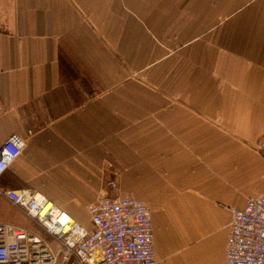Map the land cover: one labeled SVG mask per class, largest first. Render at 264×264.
Segmentation results:
<instances>
[{
	"label": "crops",
	"instance_id": "crops-1",
	"mask_svg": "<svg viewBox=\"0 0 264 264\" xmlns=\"http://www.w3.org/2000/svg\"><path fill=\"white\" fill-rule=\"evenodd\" d=\"M12 133L0 188L86 228L89 201L129 195L154 264H226L230 209L264 194V0H0ZM0 220L37 230L1 193Z\"/></svg>",
	"mask_w": 264,
	"mask_h": 264
},
{
	"label": "built area",
	"instance_id": "built-area-1",
	"mask_svg": "<svg viewBox=\"0 0 264 264\" xmlns=\"http://www.w3.org/2000/svg\"><path fill=\"white\" fill-rule=\"evenodd\" d=\"M12 133L0 144V172L22 150ZM261 146L263 141L258 142ZM114 187L115 182L108 180ZM37 230L0 220V264H154L150 209L129 195L101 194L86 204L90 227L28 188H0ZM226 264H264V194L230 209Z\"/></svg>",
	"mask_w": 264,
	"mask_h": 264
},
{
	"label": "rangeland",
	"instance_id": "rangeland-1",
	"mask_svg": "<svg viewBox=\"0 0 264 264\" xmlns=\"http://www.w3.org/2000/svg\"><path fill=\"white\" fill-rule=\"evenodd\" d=\"M258 146H260V145L258 144Z\"/></svg>",
	"mask_w": 264,
	"mask_h": 264
}]
</instances>
